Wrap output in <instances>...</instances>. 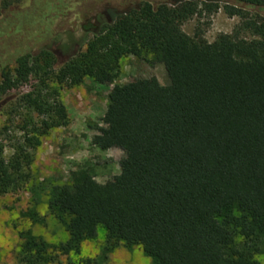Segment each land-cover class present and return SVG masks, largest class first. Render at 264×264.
<instances>
[{
	"label": "trees",
	"instance_id": "trees-1",
	"mask_svg": "<svg viewBox=\"0 0 264 264\" xmlns=\"http://www.w3.org/2000/svg\"><path fill=\"white\" fill-rule=\"evenodd\" d=\"M128 1L105 0L89 15L82 27L92 38L60 65L49 46L0 57V111L6 116L0 196L30 186L35 201L22 216L46 224L39 210L43 193L48 213L68 232L66 240L52 242L31 228L20 230L19 262L58 264L103 228L101 254L84 264H103L120 246H140L152 264H261L264 0L204 2L210 12L222 6L241 18L232 33L214 41L183 29L203 13L196 0ZM55 2L4 0L0 16L21 30L35 19L54 21L51 12L61 4ZM118 3L129 5L119 9ZM242 29L253 37L241 36ZM128 55L162 62L169 83L140 77L111 89L92 144L123 150L120 172L100 185L96 166L86 161L70 183L36 182L32 166L42 137L69 122L60 87L87 76L113 84ZM24 85L30 88L12 95Z\"/></svg>",
	"mask_w": 264,
	"mask_h": 264
},
{
	"label": "rangeland",
	"instance_id": "rangeland-1",
	"mask_svg": "<svg viewBox=\"0 0 264 264\" xmlns=\"http://www.w3.org/2000/svg\"><path fill=\"white\" fill-rule=\"evenodd\" d=\"M4 0H0V6ZM20 4H27L28 0H16ZM45 1V0H43ZM60 4L56 12H51L54 21L41 22L35 19L31 25L16 29L15 21L0 16V57L2 59L12 54L24 51H36L42 46L54 49L59 58V65L64 62L72 50L80 47L85 39L93 34L86 32L82 23L89 15L100 10L105 0H52ZM140 0H129L130 2ZM155 5L160 2L173 0H150ZM203 10L202 15H195L183 25V29L190 35L197 32L208 41H214L220 33H232L240 24L239 16L228 15L224 8L210 12L204 2L210 0H196ZM60 2V3H58ZM129 4L118 3L119 9ZM42 10H46L45 2L41 3ZM14 22V23H13ZM45 27L50 33H44ZM241 36L252 38L250 29H242ZM84 39V40H83ZM86 48L84 45L83 49ZM156 76L164 85L169 83L166 67L162 62L128 55L121 59L120 75L113 84H101L91 77H85L83 82L72 87L61 86L60 97L68 110L69 122L64 126L53 128L42 137L37 148L33 170L37 176L36 182L43 181L46 185L64 184L71 182L73 173H78L86 161H91L97 170L96 181L102 185L120 172V160L124 151L119 148L101 149L92 144L93 137L99 133L96 128L102 124L107 105L108 95L117 83L126 84L140 77ZM29 85L13 90L12 95L25 92ZM5 114L0 111V126L5 121ZM10 150L7 153L10 154ZM43 201L39 205L40 213L46 217V224L33 223L22 216L35 201L30 186L19 191L9 192L0 196V264H21L18 259L21 248L20 230L31 228L34 233L44 236L47 240L58 242L68 238V232L58 220L48 213L46 195L42 193ZM106 231L100 228L94 239L83 243L80 253H72L60 257L58 264H84L87 257H98L101 254ZM257 259L264 264V253L257 255ZM103 264H152L140 246L128 249L120 246L110 253Z\"/></svg>",
	"mask_w": 264,
	"mask_h": 264
}]
</instances>
